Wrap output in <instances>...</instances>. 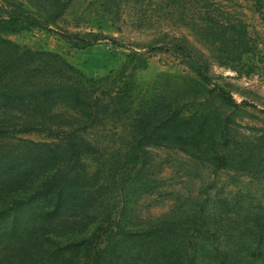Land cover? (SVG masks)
Segmentation results:
<instances>
[{"label": "rangeland", "instance_id": "1", "mask_svg": "<svg viewBox=\"0 0 264 264\" xmlns=\"http://www.w3.org/2000/svg\"><path fill=\"white\" fill-rule=\"evenodd\" d=\"M11 16L37 26L0 47L34 58L0 83V264H264V0Z\"/></svg>", "mask_w": 264, "mask_h": 264}, {"label": "trees", "instance_id": "2", "mask_svg": "<svg viewBox=\"0 0 264 264\" xmlns=\"http://www.w3.org/2000/svg\"><path fill=\"white\" fill-rule=\"evenodd\" d=\"M186 4L179 3L178 5L184 6ZM37 26V22L33 19H30L25 16H11L9 19H1L0 18V47H12L7 40L3 38V35H16L18 33L24 32L29 30L30 28ZM180 49H184V47H180ZM5 50L0 51V56H4L2 53ZM7 55V54H6ZM17 58V59H16ZM33 57H24V56H17L14 58H8L4 62L0 63V83L5 80L6 76L10 71L14 72H22L21 67L27 63L33 62ZM18 66V67H15ZM204 81L209 82L207 77H202ZM68 87H64L63 90ZM216 89V88H215ZM218 90L222 100L229 105L234 107L240 106H248L247 102H243L241 104H237L231 94L221 89ZM78 96L82 95L81 90H75ZM76 100H79L76 98Z\"/></svg>", "mask_w": 264, "mask_h": 264}]
</instances>
